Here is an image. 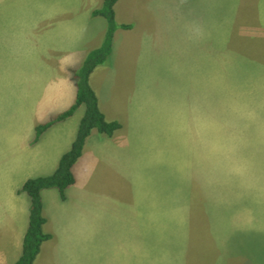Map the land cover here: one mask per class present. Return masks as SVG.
I'll return each mask as SVG.
<instances>
[{"label":"rangeland","instance_id":"374dc122","mask_svg":"<svg viewBox=\"0 0 264 264\" xmlns=\"http://www.w3.org/2000/svg\"><path fill=\"white\" fill-rule=\"evenodd\" d=\"M192 1L137 0L140 26L97 71L131 139L113 171L132 188L116 205L89 197L80 248L58 235L45 264H264V28L204 26ZM54 3L0 0L1 124L47 60L35 41L57 28Z\"/></svg>","mask_w":264,"mask_h":264},{"label":"crops","instance_id":"0c3cea01","mask_svg":"<svg viewBox=\"0 0 264 264\" xmlns=\"http://www.w3.org/2000/svg\"><path fill=\"white\" fill-rule=\"evenodd\" d=\"M102 3L103 0H55L52 11L57 19V28H47L45 35L39 34L35 41L36 48L46 49L47 60L33 63L39 65L40 70L32 77L26 98L19 97L20 105L13 110L14 122L0 123V264H14L22 253L30 206L27 194L21 191L23 183L28 178L53 173L60 158L71 148L75 139L85 111L83 106L72 116L54 123L38 138L36 127L58 117L75 103L77 87L72 70L79 67L88 52L99 47L103 41L106 20L102 16L92 14ZM133 4L139 3L137 0H119L115 5L118 23L132 24V28L119 27L116 30L112 53L115 57L121 55L123 46H126L135 28L140 26L136 19L137 14L142 10L146 12L142 4L133 10ZM178 4L181 5L180 0ZM191 4L194 14L200 15L199 21L203 22L204 26L235 29L238 23L241 28H245L244 22L251 21L252 25L248 28H258L255 33L262 34L264 0H195ZM154 6L156 7L155 4ZM152 11L151 8L148 13L151 17ZM241 15L247 16V21ZM194 23L197 25L196 21ZM256 38L260 39L262 35H256ZM222 39L227 40L225 34ZM254 44L259 47L262 43ZM212 48L213 44L211 54ZM59 64L62 65L61 68L57 67ZM100 68L102 66L97 67L90 78V83L98 95L100 108L107 120L121 119L113 108V92L103 91L98 87V83L103 79L111 78L110 74L98 73ZM16 98L18 99V96ZM126 136L122 123L121 128L112 136L99 134L94 130L86 141L82 156L74 165L76 181L67 189L66 199H62L56 188L42 191L43 215L46 218L44 230L50 233L52 238L42 245L34 264H45L47 253L54 247L58 235L64 237L68 246L72 243L71 253L80 248L79 236L83 233L80 229L77 231L73 225H78L77 222L81 223L82 219L86 220L88 216L94 215L90 210L89 197L98 195L103 201L105 199L106 205H116V201L111 203L110 200H113L117 189L121 188V183L124 182L120 178L116 179L113 168H118L120 161L128 162V141L131 139ZM121 175L125 173L117 174ZM91 181L93 183L89 184ZM122 186L126 192L132 188L128 183ZM180 199L177 208L182 204V197ZM97 202L99 206L102 205L101 199H97ZM162 207L164 209V204ZM165 223L164 220L161 247L163 250ZM65 224L68 227H65ZM60 228L62 233L58 234ZM159 239L160 235L157 236L158 241ZM222 243L217 246L220 250H223ZM73 256L75 255L68 258Z\"/></svg>","mask_w":264,"mask_h":264},{"label":"trees","instance_id":"16d2710c","mask_svg":"<svg viewBox=\"0 0 264 264\" xmlns=\"http://www.w3.org/2000/svg\"><path fill=\"white\" fill-rule=\"evenodd\" d=\"M118 1L103 0L102 5L92 12L94 16H102L106 20L107 27L101 45L90 50L83 63L72 70L77 87L75 103L58 117L36 127V138H38L54 123L72 116L79 107L85 108L71 148L62 155L56 170L49 175L28 178L22 185L21 191L25 192L30 200L29 224L23 238L22 253L14 264H34L42 245L52 238V235L44 230L46 218L43 215L42 191L56 188L62 199H66L67 189L76 181L74 165L82 156L88 137L94 130L99 134L112 136L121 128L118 120H107L100 108L98 95L90 83L91 74L97 67L106 64L113 53L116 30L119 27L132 28V24L118 23L115 10Z\"/></svg>","mask_w":264,"mask_h":264}]
</instances>
